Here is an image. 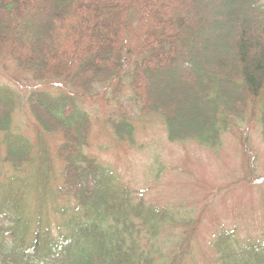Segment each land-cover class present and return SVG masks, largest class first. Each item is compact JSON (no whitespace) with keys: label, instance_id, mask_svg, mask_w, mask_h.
<instances>
[{"label":"trees","instance_id":"1","mask_svg":"<svg viewBox=\"0 0 264 264\" xmlns=\"http://www.w3.org/2000/svg\"><path fill=\"white\" fill-rule=\"evenodd\" d=\"M199 2L0 0V63L7 56L46 85L23 93L0 86V163L15 172L0 164V264H183L199 221L148 204L87 153V101L117 104L110 125L121 141L133 143L135 120L150 116L171 141L214 148L246 118L264 141V0ZM24 108L34 139L17 125ZM52 135L62 137L58 191ZM61 194L73 204L56 205ZM211 245L218 264H264V240L235 229Z\"/></svg>","mask_w":264,"mask_h":264},{"label":"rangeland","instance_id":"2","mask_svg":"<svg viewBox=\"0 0 264 264\" xmlns=\"http://www.w3.org/2000/svg\"><path fill=\"white\" fill-rule=\"evenodd\" d=\"M200 1L206 8L207 0ZM153 83L156 94L161 93L164 85L157 80ZM0 86L23 93L46 85L32 82L6 56L0 63ZM87 108L93 121L87 153L114 169L134 195L148 204L176 209L199 221L183 264H218L211 243L222 229H235L241 239L264 240V141L257 122L246 118L223 135L219 146L211 148L193 140L171 141L163 120L150 116L135 120L130 143L111 130L110 122L118 111L114 101H87ZM16 120L22 133L34 139V121L26 108ZM46 140L53 159L51 186L58 191L64 186L63 163L56 156L62 137L52 135ZM4 151L0 149V159ZM2 169L7 176L15 173L5 163ZM72 204L73 199L62 194L56 198V205ZM48 212L53 218V203ZM167 232H162V240L167 239Z\"/></svg>","mask_w":264,"mask_h":264}]
</instances>
